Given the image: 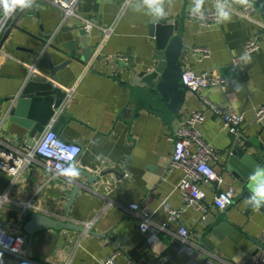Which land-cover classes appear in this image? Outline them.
<instances>
[{
    "label": "crops",
    "instance_id": "0c3cea01",
    "mask_svg": "<svg viewBox=\"0 0 264 264\" xmlns=\"http://www.w3.org/2000/svg\"><path fill=\"white\" fill-rule=\"evenodd\" d=\"M125 1L79 0L76 16L69 17L58 30L63 14L48 0H35L32 7L19 9L10 20L9 24L20 12L17 24L26 29H12L0 49V138L15 153L27 151L33 137L30 129L4 115L11 107L9 99L20 94L28 79V66L36 62L39 74L49 73L47 54L55 64L65 59L54 47L66 52L70 40L80 43L81 18L104 27L114 21L116 24L103 47V55L96 57L88 69L84 63L72 60L58 72V85L73 87L53 118L56 121L63 117L56 128L58 135L81 145L78 167L93 173L98 165H108L101 169L97 182L82 186L70 207V218L81 230H47L36 234L30 246L27 244L28 235L22 230L24 205L29 203L26 209L65 218L75 185L86 178L79 173L73 183H68L64 176L52 175L39 156L19 173L0 170V224L20 237L26 255L44 264H97L113 252L118 254L116 264H237L252 259L264 251H254L252 242L264 241V213L245 204L243 187L228 171L227 164L235 145L241 146L258 134L264 143V126L244 121L235 133L210 112L200 126L205 141L218 152L215 167L225 178L224 188L235 191L233 203L226 209H218L213 203L216 187L202 183L207 193L203 201L206 212L193 206L168 221L166 206L181 209L184 204L177 188L183 171L169 172L168 167L174 129L190 110L204 108L202 97L248 115L264 101V26L234 12L229 22L205 26L187 18L191 0H174L168 17L172 22L179 20L174 35H179L185 46L180 57L183 71L208 70L223 82L196 90L188 88L176 113L137 107L129 78L153 68L163 52L149 34V17L133 12L129 4L117 17ZM204 7L214 10V0H206ZM255 16L264 24L258 11ZM88 35V44L93 46L90 60L103 33L93 29ZM249 39L260 44L250 54L243 49ZM196 46L209 49L210 57L198 59L191 51ZM118 53L127 55L129 60H107ZM245 54L250 58L247 62L241 59ZM237 84L242 86L240 91H235ZM97 156L101 158L98 160ZM106 179L121 182L105 191L102 181ZM130 202L140 204L139 214H151V226L168 221L153 240L141 232L140 217L128 209ZM179 226L190 231L188 241L195 249L192 255L180 249ZM199 236L208 240L213 249L206 247ZM0 264L31 263L0 249Z\"/></svg>",
    "mask_w": 264,
    "mask_h": 264
},
{
    "label": "built area",
    "instance_id": "2783aa9c",
    "mask_svg": "<svg viewBox=\"0 0 264 264\" xmlns=\"http://www.w3.org/2000/svg\"><path fill=\"white\" fill-rule=\"evenodd\" d=\"M48 1L55 8L61 10L63 14L61 22L56 27L57 30L64 25L69 17L76 16L75 6L79 0ZM127 5L128 0H126L123 4L119 14L117 15L118 18L122 16V13L125 11ZM19 9L20 8L17 7L15 12L10 17L5 18L3 15V9L0 8V20L4 21L3 26L0 27V38L9 25L10 20L19 11ZM214 11L215 10L207 11L206 19L198 22L205 26L219 23L217 21V17L214 15ZM232 12L237 14L240 18L248 19L264 26L263 22L255 16L257 9L252 1L248 7L240 6L238 8H232ZM187 18L192 21L196 20L190 15V13H188ZM81 22V27L86 32L98 29L103 33L101 43L96 47L93 57L85 64V69H88L95 61L96 57L103 55V47L112 32L115 30L116 22L114 21L108 27L99 26L91 19L86 18H81ZM259 48L260 44L255 39H249V41H246L243 46L244 51L248 54L257 51ZM191 51L200 60L210 57L209 49L205 47H192ZM112 57L109 56L106 58L109 61L114 60L115 62L117 59L123 60L124 62L129 60L127 55L121 53H118L113 58ZM28 70V77L40 71L37 69L36 62L29 65ZM182 82L190 89L196 90L201 87L218 86L223 82V80L214 77L208 70H203L200 73H196L193 70H185L182 74ZM62 89L66 92V94H70L73 87L70 88L62 86ZM202 100L204 108L190 110L186 117L177 123L173 132L174 144L168 171L170 172L174 169H181L183 171V176L177 184V188L182 195L184 204L181 209H170L166 206L169 214L168 221L178 218L182 211L193 206L200 209L203 213L206 212V207L203 205V201L206 198L207 193L202 187V183H212L216 187L217 192L214 195L213 203L218 209H226L233 203L235 191L232 187L224 188L223 184L225 183V178L223 174L216 170L215 167V164L219 161L218 152L205 141L201 132L202 130L200 126L206 119L208 112L220 117L225 127H230L233 131H235V133L238 131L239 125L244 121L264 126V101L254 107L248 115L246 112L237 111L233 107L224 108L219 106L205 97H202ZM11 101V103H13L15 100L13 99ZM10 109H8L5 113V118H7L10 114ZM54 121V119L50 120L44 127V130L32 138V144H27V151L25 152L15 153L9 150L6 147L5 142L0 138V170L13 174L19 173L22 168L27 166L34 159L35 156H39L41 163L45 168L51 171L54 176H63L61 173L70 165L74 164L77 166L82 151L81 145H78L77 142L67 141L61 138L57 131L53 129ZM106 166L108 165H98L93 170V173L97 175L100 174L102 171L101 169ZM102 182L104 183L103 186L105 191H110L121 182V179H106ZM29 206V203L25 204L24 208L26 209ZM140 208L141 206L139 203L130 202L128 204V209L134 215L140 217L141 221H139V228L141 232L146 235L149 240H153L156 234L166 227L168 221L161 223L157 227H153L151 226V214H139ZM143 225H146V227H142ZM86 226L89 227L90 223H86ZM189 233L190 231L185 226H179L177 228V236L180 239V249L186 254L192 255L195 252V249L188 241ZM21 244L22 241L17 234L10 232L5 226L0 224V247L26 255L27 249ZM117 255L118 254L116 252H113L111 255L99 260L97 264H116ZM250 259L251 258L243 262L239 261L237 264H264V251L259 255L256 254L251 260Z\"/></svg>",
    "mask_w": 264,
    "mask_h": 264
},
{
    "label": "water",
    "instance_id": "95a60500",
    "mask_svg": "<svg viewBox=\"0 0 264 264\" xmlns=\"http://www.w3.org/2000/svg\"><path fill=\"white\" fill-rule=\"evenodd\" d=\"M251 1L256 6L258 13L264 18V0ZM20 14L19 12L18 16L6 28L0 40V49L3 42L12 34V29L26 31L25 28L17 24ZM170 20L169 17L159 23L152 19L149 20V34L154 37L156 48L163 52V57L157 58L155 66L150 70H141L136 74H132L128 84L133 91L131 95L137 107H148L162 111L168 110L176 113L183 102L185 91L189 87L182 82L183 69L180 57L185 46L181 41L182 38L179 35H174L178 31L179 20H173V22ZM78 33L81 35L79 38L80 43L78 44L73 39L70 40L66 44V52L54 47L55 50L66 56L65 59L55 64L52 56L47 54L49 73L43 72L39 74L38 72L31 75L24 83L20 94L9 99L10 101L15 100L11 103L9 114L11 119L30 129V137L42 132L49 121L54 118L59 108H61L66 92L62 89V86L58 85L59 70L66 68L72 60L86 64L92 54L93 46L88 44V32L81 27ZM62 118L58 117L54 121V130L59 127L58 125L61 123ZM257 166L264 167V143L260 140L259 134L248 138L241 146L235 145L228 157L227 169L243 187L242 196L245 198L249 195V174ZM76 167L79 173L86 178L85 181L75 185L68 200L65 218L25 209L22 230L28 235L27 244L29 246L36 234L47 230L57 232L60 230H81V226L70 218V207L76 200L75 197L82 186L97 182L99 175L82 169L78 165ZM101 175H103V172ZM120 175H123V173ZM260 211L264 213V208ZM198 238L204 240L206 247L213 249L208 240L200 236ZM252 242L254 243V251L264 250V242L258 239H252ZM0 249L22 261L31 264H44L30 258L28 255H22L2 247Z\"/></svg>",
    "mask_w": 264,
    "mask_h": 264
},
{
    "label": "clouds",
    "instance_id": "9594fccd",
    "mask_svg": "<svg viewBox=\"0 0 264 264\" xmlns=\"http://www.w3.org/2000/svg\"><path fill=\"white\" fill-rule=\"evenodd\" d=\"M35 0H0V8L3 9L5 18L10 17L17 7L20 9L30 8L34 5ZM206 0H191L189 7L190 15L198 20L206 19L207 10L204 5ZM131 10L135 13L143 14L155 22L159 23L165 20L170 12L169 9L174 5V0H128ZM251 0H215L214 15L219 23L229 22L232 18V8L234 5L250 6ZM4 21L0 20V27ZM241 59L247 62L250 58L245 54ZM242 86L236 85L235 91H240ZM95 143V141H93ZM97 156L96 159H100ZM68 183H73L79 176L77 167L73 164L65 168L61 173ZM249 195L245 199V204L252 208L253 211H260L264 208V167L257 166L248 177ZM142 227H146L143 225Z\"/></svg>",
    "mask_w": 264,
    "mask_h": 264
}]
</instances>
